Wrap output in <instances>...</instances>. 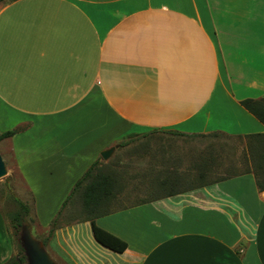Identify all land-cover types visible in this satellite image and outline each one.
I'll return each mask as SVG.
<instances>
[{
    "label": "crops",
    "instance_id": "0c3cea01",
    "mask_svg": "<svg viewBox=\"0 0 264 264\" xmlns=\"http://www.w3.org/2000/svg\"><path fill=\"white\" fill-rule=\"evenodd\" d=\"M246 99H264V0L0 6V134L16 131L0 150L31 196L40 235L100 154L140 133H220L243 145L264 134ZM190 163L182 171L194 177ZM95 224L126 249L103 247L83 221L57 228L46 250L61 264H264V192L251 173ZM11 234L0 210V264L13 256Z\"/></svg>",
    "mask_w": 264,
    "mask_h": 264
},
{
    "label": "rangeland",
    "instance_id": "374dc122",
    "mask_svg": "<svg viewBox=\"0 0 264 264\" xmlns=\"http://www.w3.org/2000/svg\"><path fill=\"white\" fill-rule=\"evenodd\" d=\"M3 3L4 0H0V6ZM174 132L172 130H156L140 133L125 141L123 146H117L107 160L100 161L104 172L113 171L119 177V194L110 203L111 210L115 211L147 198L155 190V186H157L155 182L163 180L168 173L169 175L179 174L178 187H181L182 184L185 186L191 184L195 176L184 175L187 171H182L188 166L190 159L191 167L202 162L211 152L215 154L214 152L217 151L222 154L221 149H223L222 155L224 156H221V161L225 159V162H222L221 166L213 165L210 167L212 176L207 179H212L214 176L222 175L228 171L226 162H229L227 159L233 158L231 154L234 153L236 158L242 154L243 140L238 141L239 139L234 138L236 136L232 140H227L226 137L220 139L208 137L210 134L178 136ZM1 154L3 155L1 159L4 164V174L0 177V210L5 215L16 209L11 196L17 197L29 207H31V196L23 190L21 178L15 169L11 156H7L2 151ZM161 175L162 177H160ZM79 196L76 195V198L74 197L66 207L62 222L79 218L81 208ZM6 220L9 224L7 218ZM25 224L30 226L34 238L36 234L40 238L46 236L36 233V224L31 211ZM9 231H12L10 224ZM182 231L184 230L182 229ZM12 244L14 256L17 249L13 238ZM55 261L61 264L58 260L55 259Z\"/></svg>",
    "mask_w": 264,
    "mask_h": 264
},
{
    "label": "trees",
    "instance_id": "16d2710c",
    "mask_svg": "<svg viewBox=\"0 0 264 264\" xmlns=\"http://www.w3.org/2000/svg\"><path fill=\"white\" fill-rule=\"evenodd\" d=\"M240 104L245 110H247L264 125V99H246L241 101ZM15 133L16 131L13 130L0 134V141L13 136ZM174 134L178 136H185V134L180 132H174ZM208 137L214 139H220L222 137H226L225 139L227 140L233 139V137L231 138L226 135L224 136L220 133H213ZM235 138L239 139L238 141H240V139L242 141V138L239 136ZM244 139V148L242 149L241 156L236 158L233 153L231 154L233 158L227 159L229 161L226 162V164H228V171L224 172L222 175L214 176L212 179H207L212 176V174H210V167H213V165L221 166L222 162H225V159L221 161V156L224 152L223 149H221L222 154L217 151L214 152L215 154H212L211 152L207 158L195 165L197 168V175L195 176V179L191 181V184L186 185V187H189L186 190L213 184L215 182L226 180L237 175L251 173L255 178V184L257 188L264 192V134L247 135L244 137ZM124 144L125 142H122L118 146H123ZM233 150L235 149L233 148ZM230 159H232L231 162ZM177 182H179L178 174L167 175L163 180H158L155 182L157 186H155V190L150 194V196L135 204L119 208L115 211L141 205L148 201L159 199L162 196H173L182 191H186L185 189L182 191L180 189L176 190L175 187L179 185H177ZM183 186L185 187V184H182V187ZM119 188V177L115 172H104L102 170L100 161L93 163L91 167L77 180L72 191L63 202L56 217L51 221L46 236L41 240L44 247L47 246L48 240L52 236L53 232L61 225H70L73 223L89 221L91 224L93 237L100 245L114 252L122 253L127 247L126 243L116 236L99 228L95 224V219L115 212L114 210H111L110 203L118 196ZM76 195H80L79 198L81 208L79 218L76 220L62 222L66 207L74 199V197L76 198ZM11 199L16 205V209L12 212L6 213L5 217L8 219L12 229L11 236L14 240L17 252L4 264H25V258L18 238L21 228L29 216L30 207L15 196H11Z\"/></svg>",
    "mask_w": 264,
    "mask_h": 264
},
{
    "label": "water",
    "instance_id": "95a60500",
    "mask_svg": "<svg viewBox=\"0 0 264 264\" xmlns=\"http://www.w3.org/2000/svg\"><path fill=\"white\" fill-rule=\"evenodd\" d=\"M117 146L103 151L100 156L105 161ZM4 174V164L0 156V177ZM19 244L23 251L25 264H58L48 253L42 242L33 237L30 226L24 224L19 233Z\"/></svg>",
    "mask_w": 264,
    "mask_h": 264
}]
</instances>
